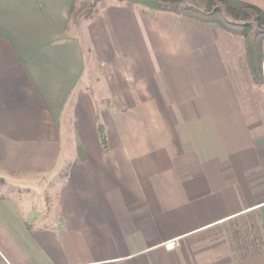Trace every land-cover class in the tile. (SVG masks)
<instances>
[{"label": "crops", "instance_id": "1", "mask_svg": "<svg viewBox=\"0 0 264 264\" xmlns=\"http://www.w3.org/2000/svg\"><path fill=\"white\" fill-rule=\"evenodd\" d=\"M78 2L0 0V172L64 171L59 222L0 197V264H201L189 241L242 220L260 250L214 264H264V104L243 42L139 7L77 31Z\"/></svg>", "mask_w": 264, "mask_h": 264}, {"label": "rangeland", "instance_id": "2", "mask_svg": "<svg viewBox=\"0 0 264 264\" xmlns=\"http://www.w3.org/2000/svg\"><path fill=\"white\" fill-rule=\"evenodd\" d=\"M80 1L81 0H79V2ZM188 3L191 4L192 2L188 1ZM228 20L233 22L232 19L228 18ZM84 22L87 21L84 19H77V16H73L70 22L71 29L73 28L78 31ZM212 28L229 36V42H243V50L246 54L245 40L242 36L233 35L217 26ZM245 56L247 58V55ZM93 63V71L89 85H94L101 76L98 62L94 59ZM254 87H256L257 93L251 97V101L261 106L264 104V86L254 85ZM75 152H77L76 147L69 148L70 155ZM63 154H65V149ZM63 180V170L55 176L38 179L34 182H26L13 173L0 172V197L6 196V198H9L11 201L26 204L27 207H38L40 221L47 216L59 222L58 193ZM248 224L246 220L234 221L204 231L189 241V252H191L192 256L201 264H214L227 260H242L244 257L259 251L261 248L258 230L256 227Z\"/></svg>", "mask_w": 264, "mask_h": 264}, {"label": "trees", "instance_id": "3", "mask_svg": "<svg viewBox=\"0 0 264 264\" xmlns=\"http://www.w3.org/2000/svg\"><path fill=\"white\" fill-rule=\"evenodd\" d=\"M110 6L139 7L152 12L171 13L242 36L251 79L254 85L264 86V11L258 7L239 0H81L72 7L70 22L73 16L87 22L93 21ZM98 130L101 144L107 150L104 126L99 125Z\"/></svg>", "mask_w": 264, "mask_h": 264}, {"label": "water", "instance_id": "4", "mask_svg": "<svg viewBox=\"0 0 264 264\" xmlns=\"http://www.w3.org/2000/svg\"><path fill=\"white\" fill-rule=\"evenodd\" d=\"M169 248H172V246L170 245Z\"/></svg>", "mask_w": 264, "mask_h": 264}]
</instances>
